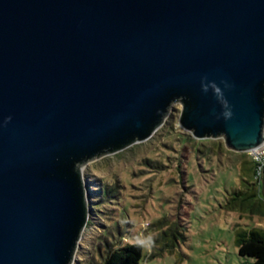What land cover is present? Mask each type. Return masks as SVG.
<instances>
[{
    "label": "water",
    "instance_id": "obj_1",
    "mask_svg": "<svg viewBox=\"0 0 264 264\" xmlns=\"http://www.w3.org/2000/svg\"><path fill=\"white\" fill-rule=\"evenodd\" d=\"M173 104L195 140L264 146V0H0V264H72L81 167Z\"/></svg>",
    "mask_w": 264,
    "mask_h": 264
},
{
    "label": "rangeland",
    "instance_id": "obj_2",
    "mask_svg": "<svg viewBox=\"0 0 264 264\" xmlns=\"http://www.w3.org/2000/svg\"><path fill=\"white\" fill-rule=\"evenodd\" d=\"M180 109L179 104H173L162 126L147 141L83 165L81 172L87 190L98 189L100 179L121 180L134 167V175L129 177L131 185L125 188L130 206L128 225L123 226L122 231L127 232L125 238L132 243L149 235L154 237V246L141 247V264H245L247 259L237 254L236 235L252 228L264 231V216L249 210L244 213L235 210L226 195L233 185L229 181L233 179L232 172L224 173L241 156L248 154L228 151L221 139L214 140L222 153L212 156L213 170L204 171L201 165L206 164L205 160L197 156L195 146L185 136L189 134L178 125ZM150 151L168 156L164 173L143 166V158ZM136 162L139 164L135 165ZM138 168L146 170L143 176L153 172L149 176L153 178L150 183L140 182ZM220 170L226 178L218 176L219 182L212 183ZM157 189L159 193H153ZM90 200L93 199L88 198V203L92 202ZM258 207L261 211L264 209V197ZM101 208L97 215L92 212L90 226L83 232L72 264L84 263L87 257L94 255L89 244H94L107 226L98 214L103 212L112 218L119 215L110 212L109 207L105 211Z\"/></svg>",
    "mask_w": 264,
    "mask_h": 264
},
{
    "label": "trees",
    "instance_id": "obj_3",
    "mask_svg": "<svg viewBox=\"0 0 264 264\" xmlns=\"http://www.w3.org/2000/svg\"><path fill=\"white\" fill-rule=\"evenodd\" d=\"M192 145L195 146V152L197 156L203 157L206 164H202L201 167L204 171L213 170V165L210 164L212 156L222 153V149L219 148L214 140H195L189 135H185ZM216 142V144H215ZM221 151V152H220ZM169 158L160 152L159 154L154 151H150L145 158H143V166L151 169H155L158 172L164 173L167 168ZM138 165L139 163H134ZM255 163L249 156H241L239 160L233 163L230 168H227L224 173L223 170L216 172L212 183L219 182L218 176L226 175L232 172V181L229 191H226V195L230 198V202L234 203L235 210L245 211L249 210L255 212L261 216H264V209L261 211L258 207L259 200L262 199L261 195V179L262 176L257 178ZM199 168V167H198ZM134 167L130 168L124 178L121 180L113 179L111 177L107 179H100L98 189L91 191L88 188V198H92L89 202V219H92V212L97 215L99 207L101 210H107L118 213L117 218L108 217L105 213L98 214L106 222L107 226L104 227L103 232L97 237L94 244L90 242L89 247L92 249L94 255L92 258L87 257L84 263L81 264H141L143 260V252L141 246L137 243H132L125 238L127 232L122 231V227H127V210L130 206V201L127 200L129 195L125 191L126 185H131L129 182L130 176L134 175ZM138 176L140 182L150 183L149 176L153 172H149L148 175L143 176L142 173L146 170L138 168ZM189 175V174H188ZM191 176V175H190ZM130 183V184H129ZM160 183V180L159 182ZM159 185V184H158ZM151 187V185L149 184ZM159 189V187H158ZM153 191L158 194L159 190ZM93 195V197H91ZM156 198V197H153ZM109 205V206H106ZM104 206V207H103ZM90 226L88 221L86 227ZM117 233V234H116ZM126 240V241H125ZM235 245L237 247V254L239 257L247 259L245 264H264V231L258 228H252L249 230H243L238 233L235 238Z\"/></svg>",
    "mask_w": 264,
    "mask_h": 264
},
{
    "label": "clouds",
    "instance_id": "obj_4",
    "mask_svg": "<svg viewBox=\"0 0 264 264\" xmlns=\"http://www.w3.org/2000/svg\"><path fill=\"white\" fill-rule=\"evenodd\" d=\"M208 87H209L208 85L202 84V88L205 92L208 91ZM211 87L215 90V92L218 95V98L221 100V103L223 104L224 108L226 109L223 112L224 118L229 119L232 116V112L229 108L227 101L225 99H223V94L221 93V90L215 85V83H212ZM137 243L141 247L151 248L152 246H154L155 240H154L153 236L149 235L147 237H143V238L138 239Z\"/></svg>",
    "mask_w": 264,
    "mask_h": 264
},
{
    "label": "built area",
    "instance_id": "obj_5",
    "mask_svg": "<svg viewBox=\"0 0 264 264\" xmlns=\"http://www.w3.org/2000/svg\"><path fill=\"white\" fill-rule=\"evenodd\" d=\"M247 154L256 164V176L257 178H259L260 176H262V172L264 171V146H259L256 149L247 152Z\"/></svg>",
    "mask_w": 264,
    "mask_h": 264
}]
</instances>
